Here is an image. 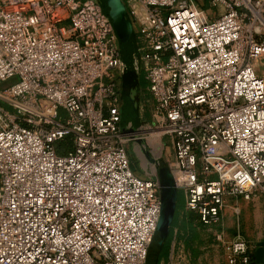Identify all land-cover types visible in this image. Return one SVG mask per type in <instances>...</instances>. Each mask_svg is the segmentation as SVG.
<instances>
[{"label": "built area", "instance_id": "obj_1", "mask_svg": "<svg viewBox=\"0 0 264 264\" xmlns=\"http://www.w3.org/2000/svg\"><path fill=\"white\" fill-rule=\"evenodd\" d=\"M123 1L175 186L217 226L264 194V0ZM126 69L94 0H0V264L145 263L160 183L130 166ZM216 239L250 263L245 238Z\"/></svg>", "mask_w": 264, "mask_h": 264}, {"label": "rangeland", "instance_id": "obj_2", "mask_svg": "<svg viewBox=\"0 0 264 264\" xmlns=\"http://www.w3.org/2000/svg\"><path fill=\"white\" fill-rule=\"evenodd\" d=\"M119 3H121L120 0ZM217 10H219V7H217ZM115 12L117 19L115 18L113 22H115L114 25L117 27L118 36H120L121 57L127 67L123 75L125 79L133 80L135 84L129 94H124L119 104L120 123L123 122L124 124L127 121H132L136 125L143 121V124H146L144 126L146 129L138 131L137 137H141L140 141L144 142L147 140L150 144H164L165 150L160 159L162 188L159 190V194L160 198L167 201L170 196L168 192L172 189L169 164L173 160L172 152H168L166 149L169 146V139L161 134L160 129L154 128V106L152 100L148 94L143 92L145 86L143 75L137 73L133 67L131 53L136 39V30L131 22V17L122 6L121 8L116 6ZM121 77L118 79V83H120ZM12 81L13 79L4 82L1 87H6ZM3 105L10 109L6 104ZM65 145V142L61 143V146ZM133 145L132 141H128L126 144L130 163L135 173L143 177L144 165L142 166L141 156L136 154ZM57 148H60V145H57ZM141 155L144 157L142 153ZM144 159L151 167L153 163H148L145 157ZM158 161L154 158V162L157 163ZM175 191L176 203H184L183 192L177 188ZM231 206L229 205L224 211L221 224L206 226L199 221L195 212L186 209L183 204L176 212V221L170 246L166 249L158 264H228L222 245L216 239V233L219 231L223 232L225 239L245 238L251 246V252L254 249L263 247L264 194L257 193L249 200H239L236 206L239 210L238 213Z\"/></svg>", "mask_w": 264, "mask_h": 264}, {"label": "crops", "instance_id": "obj_3", "mask_svg": "<svg viewBox=\"0 0 264 264\" xmlns=\"http://www.w3.org/2000/svg\"><path fill=\"white\" fill-rule=\"evenodd\" d=\"M94 1L99 4V6L101 7L102 12L109 18V20H110V22L112 24L114 33L116 35V39H117L119 50H120V36H118L117 29H116L117 27H115V25H114L115 22H113V21L116 18V12H115L116 6H120V8L122 6L128 12L127 6L125 5L123 0H120L121 3H119V0H94ZM194 1L196 2V4H198L199 6H202L204 8H207V6H208L207 0H194ZM104 6H105V8H104ZM112 12H115V13H112ZM128 14H129V12H128ZM130 17H131V15H130ZM131 20H132L131 22H132V24H133V26L135 28V25H134L132 17H131ZM135 38H136V35H135ZM135 44H136V39H135V43H134V46H133L132 53L134 52ZM132 53H131V55H132ZM120 56H121V51H120ZM121 60L123 62L122 57H121ZM139 74L143 75V73H139ZM143 79H144V82H145V86H144L143 92H144V94H148L147 89H146L147 83H146V80L144 78V75H143ZM134 87H135L134 81L133 80H129V79H125L124 75H122L121 81L119 83V104L121 102V99H123L124 94H127V93L129 94ZM120 126H121L122 130L125 131V132L126 131L127 132L128 131L136 132V131H139V130H145L146 129V128H144V126H146V124H143V121H140L136 125H134L132 121H127L124 124L122 122V123H120ZM140 138L141 137L138 136L132 142L134 144L133 145L134 151L136 152V154H139L141 156V161L143 163L142 166L144 165L143 166V168H144V173H143L144 176L143 177H145L147 175V173L150 172V170H152L151 167H153V165H151V167H150L149 166L150 164L149 165L147 164V162L145 161L144 157L146 158L148 163H150V162L154 163V158L157 159V160L161 159V156L163 155L165 147H164L163 143H161V144L152 143L154 145L151 146L152 144H150L147 140H145L143 142V141H140L141 140ZM157 144H158V146H157ZM155 146H156V149L154 148ZM166 149H167L168 152H171L170 142H169V146L166 147ZM141 153L144 155V157L141 155ZM157 154H158V156H157ZM128 156H129V153H128ZM129 161H130V157H129ZM130 166H131V163H130ZM131 168H132V166H131ZM156 168H157V163H156ZM132 170H133V168H132ZM256 251H257V249H254L253 252H252L253 255L255 256V263L252 262V263H249V264H262V257H261V255L260 256L256 255Z\"/></svg>", "mask_w": 264, "mask_h": 264}, {"label": "water", "instance_id": "obj_4", "mask_svg": "<svg viewBox=\"0 0 264 264\" xmlns=\"http://www.w3.org/2000/svg\"><path fill=\"white\" fill-rule=\"evenodd\" d=\"M156 174H157V178L159 180L160 189H161L162 183L160 181V178H161L160 160L157 162ZM171 178H172V185H171L172 189H170L168 192L170 196L169 198H167V201L161 198L159 221H158L156 230L154 232V235L152 237V241L149 244L144 264H155L156 263L159 251L161 249V245L169 232V227L173 220L174 211L176 207V191H175L176 186H175L172 174H171ZM256 255L258 256L261 255L262 261H263L264 246L257 249Z\"/></svg>", "mask_w": 264, "mask_h": 264}, {"label": "trees", "instance_id": "obj_5", "mask_svg": "<svg viewBox=\"0 0 264 264\" xmlns=\"http://www.w3.org/2000/svg\"><path fill=\"white\" fill-rule=\"evenodd\" d=\"M183 205L182 204H178L176 203V207H175V211H174V216H173V220L171 222V225L169 227V232L165 238V240L163 241L162 245H161V249L159 251V254H158V257H157V261L155 264H158L159 263V260L161 259V257L163 256V254L165 253L166 249L169 248L170 246V242H171V239H172V235H173V228H174V225H175V221H176V212L177 210ZM255 263V256L253 255L252 253V256H251V261L250 263Z\"/></svg>", "mask_w": 264, "mask_h": 264}, {"label": "bare ground", "instance_id": "obj_6", "mask_svg": "<svg viewBox=\"0 0 264 264\" xmlns=\"http://www.w3.org/2000/svg\"><path fill=\"white\" fill-rule=\"evenodd\" d=\"M156 144V143H155ZM154 144H152V146H153ZM157 146H158V144H157ZM155 149H156V146L154 147ZM161 149V148H160ZM157 151V150H156ZM157 156H158V154H157ZM151 165H153V164H151ZM155 170V167L153 168L152 167V171H154Z\"/></svg>", "mask_w": 264, "mask_h": 264}]
</instances>
